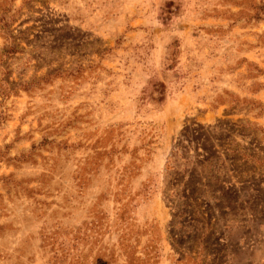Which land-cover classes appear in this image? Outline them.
Here are the masks:
<instances>
[{
  "label": "rangeland",
  "instance_id": "obj_1",
  "mask_svg": "<svg viewBox=\"0 0 264 264\" xmlns=\"http://www.w3.org/2000/svg\"><path fill=\"white\" fill-rule=\"evenodd\" d=\"M0 264H264V0H0Z\"/></svg>",
  "mask_w": 264,
  "mask_h": 264
}]
</instances>
